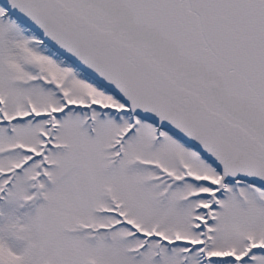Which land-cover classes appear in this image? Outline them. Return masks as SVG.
I'll use <instances>...</instances> for the list:
<instances>
[{
    "label": "snow or ice",
    "instance_id": "1",
    "mask_svg": "<svg viewBox=\"0 0 264 264\" xmlns=\"http://www.w3.org/2000/svg\"><path fill=\"white\" fill-rule=\"evenodd\" d=\"M0 264H264V0H0Z\"/></svg>",
    "mask_w": 264,
    "mask_h": 264
}]
</instances>
